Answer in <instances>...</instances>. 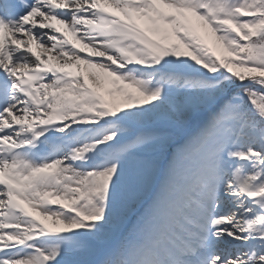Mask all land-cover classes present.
<instances>
[{"label":"snow or ice","instance_id":"1","mask_svg":"<svg viewBox=\"0 0 264 264\" xmlns=\"http://www.w3.org/2000/svg\"><path fill=\"white\" fill-rule=\"evenodd\" d=\"M0 264H264V0H0Z\"/></svg>","mask_w":264,"mask_h":264}]
</instances>
